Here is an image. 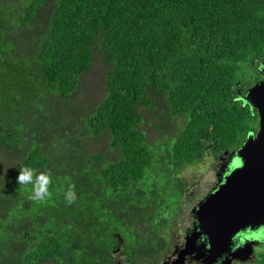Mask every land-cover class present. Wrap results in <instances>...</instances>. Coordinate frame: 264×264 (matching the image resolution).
I'll return each mask as SVG.
<instances>
[{
    "label": "trees",
    "instance_id": "trees-1",
    "mask_svg": "<svg viewBox=\"0 0 264 264\" xmlns=\"http://www.w3.org/2000/svg\"><path fill=\"white\" fill-rule=\"evenodd\" d=\"M262 58L264 0H0V264L156 261L181 170L257 130L237 90Z\"/></svg>",
    "mask_w": 264,
    "mask_h": 264
},
{
    "label": "water",
    "instance_id": "water-1",
    "mask_svg": "<svg viewBox=\"0 0 264 264\" xmlns=\"http://www.w3.org/2000/svg\"><path fill=\"white\" fill-rule=\"evenodd\" d=\"M257 70L262 78L243 94L237 90V98L257 111L258 129L235 149L223 151L216 182L192 208L191 227L170 264H182L189 255L200 257L201 264H231L239 251L256 244L236 246L243 231L264 228V58Z\"/></svg>",
    "mask_w": 264,
    "mask_h": 264
},
{
    "label": "rangeland",
    "instance_id": "rangeland-1",
    "mask_svg": "<svg viewBox=\"0 0 264 264\" xmlns=\"http://www.w3.org/2000/svg\"><path fill=\"white\" fill-rule=\"evenodd\" d=\"M89 80V76H85L83 83L86 87ZM101 82V81H100ZM102 83V82H101ZM100 86V83H92L90 87L93 88L92 95L94 97H98L101 89L97 87ZM85 98L83 97L80 100L81 105L85 104ZM101 97L98 98V100ZM220 154L218 157L204 156L200 159L199 162H195L184 167L179 176L186 179L187 187L184 190V195L180 200V207L178 212L174 215L171 220V227L169 232L167 233L170 245L163 255L158 256L156 261L151 260L148 261V264H165L167 261L170 262L173 260L175 255V251L179 248L184 242V234L191 227L192 223V208L194 205L205 196V194L209 191L211 186H213L216 182V171L218 170L221 161ZM173 187V188H171ZM179 187L171 185L165 191L160 189V196L163 198H167L169 201L173 198L174 193L178 194ZM264 245L255 246V250H264ZM239 251V250H238ZM254 251H240L234 256L231 264L235 261L237 264L240 262L249 261L253 256ZM196 254V253H194ZM119 256V255H117ZM193 256V255H191ZM190 255L186 257L182 264H201V258L191 257ZM126 264L121 260H112V264Z\"/></svg>",
    "mask_w": 264,
    "mask_h": 264
},
{
    "label": "clouds",
    "instance_id": "clouds-1",
    "mask_svg": "<svg viewBox=\"0 0 264 264\" xmlns=\"http://www.w3.org/2000/svg\"><path fill=\"white\" fill-rule=\"evenodd\" d=\"M16 180L19 185H31V198L34 201H43L50 198L52 195L49 191V185L52 182L51 173L48 171L37 172L35 169L29 168L27 166L21 167L19 168ZM74 187V185H70L65 192V200L68 204H72L76 200Z\"/></svg>",
    "mask_w": 264,
    "mask_h": 264
},
{
    "label": "flooded vegetation",
    "instance_id": "flooded-vegetation-1",
    "mask_svg": "<svg viewBox=\"0 0 264 264\" xmlns=\"http://www.w3.org/2000/svg\"><path fill=\"white\" fill-rule=\"evenodd\" d=\"M251 131H253V130H251ZM256 131H254V132H256ZM226 159H228V156L226 157ZM234 161H232L229 164V166L231 164H234ZM245 241H249V243L251 241L252 242L256 241V244L252 245V251H254L256 245L259 246L260 244H264V228H258L254 231H249V230L243 231L242 236L240 237L239 242L236 244V246H239V244H243ZM247 251H251V250H247ZM253 257H254V255L252 256V258ZM170 263H171V261L170 262L167 261L165 264H170ZM233 264H237L236 261Z\"/></svg>",
    "mask_w": 264,
    "mask_h": 264
}]
</instances>
